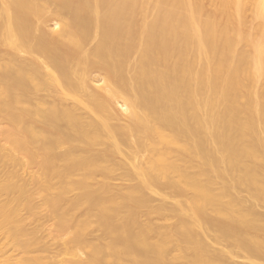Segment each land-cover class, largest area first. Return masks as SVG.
I'll use <instances>...</instances> for the list:
<instances>
[{
  "label": "bare ground",
  "instance_id": "1",
  "mask_svg": "<svg viewBox=\"0 0 264 264\" xmlns=\"http://www.w3.org/2000/svg\"><path fill=\"white\" fill-rule=\"evenodd\" d=\"M57 3L50 30L45 0H0V264H264V0ZM163 190L183 202L151 207Z\"/></svg>",
  "mask_w": 264,
  "mask_h": 264
},
{
  "label": "rangeland",
  "instance_id": "2",
  "mask_svg": "<svg viewBox=\"0 0 264 264\" xmlns=\"http://www.w3.org/2000/svg\"><path fill=\"white\" fill-rule=\"evenodd\" d=\"M45 2H46V6H47V13H46L43 21H44L45 25L51 30L56 24H58V18H59L58 3H57V0H45ZM153 16H154V10H151V12L149 14V17H148L149 20H151L153 18ZM258 23L259 22L256 21V20H253L251 18V16H248V19H247V22H246V27L250 31L253 32V31H255ZM38 34H39V32L35 31V35H38ZM94 44H95V41L92 40L89 43L88 47H91ZM0 51H1L2 55H9V56L12 55L8 50H6L4 48H1ZM101 74H102L101 71H98V70L94 71L93 70L92 73H91V79L98 80V79H100L102 77ZM66 104L70 105L71 102L68 101V102H66ZM123 122H124V118L123 119L119 118L118 123H123ZM5 126L6 125H5L4 121L0 118V132L5 128ZM38 126H40V125H38ZM1 143L4 144V142H2V139L0 140V144ZM19 158H20L21 162L16 166V172L21 178L28 179L32 174L35 173L36 168L35 167H29L28 163H27V159L25 157L19 156ZM115 178H117V179L116 180L114 179V180L110 181V186H111V192L112 193H119V192L121 193V192L127 191L130 187H132L135 184V181H124V180L119 179L118 177H115ZM234 192H235V194H234ZM234 192H233V194L236 195L237 198H239L241 200H244L247 205L251 204L250 196L245 191L239 190L238 193H237V190H234ZM160 193L162 194V197L158 196V195H156V194H154L152 192H149V191H145L144 192L145 196L150 201L149 205L151 207H164L167 211H170L178 203L183 202V199L173 196V194H171V192H169L168 190L160 191ZM73 196H74V193H69V194L66 195V197L68 199L72 198ZM35 202L37 204H41V200L39 198H37L35 200ZM256 209H257L258 212L260 211V213H264V207L262 205H258L256 207ZM146 211H147V208H145V207L140 209V213L141 214L145 213ZM38 213H39L40 221H39V225L36 226L37 227L36 229H37V232H38L37 233V237L41 241L40 246H44L49 251L46 255L51 257V256H53V254H55L54 252H56L55 250L57 248V240L55 239V235H56V221H55V219L52 218V216L50 215L48 209H46L45 207H41L39 209ZM153 219L156 220V218H153ZM175 221H176L175 219H172L169 222L160 223V224H162L164 226H170ZM34 225L35 224H32V226H30V228L32 229L34 227ZM205 236H204V240L207 241V243L211 246L212 249L214 248V250H224V251L228 250L229 253L231 251L235 252V253H233V255L231 257L236 256V254H238L237 251H239V250L227 247V246H231L229 243H227V246L226 245L224 246L225 243H223V242L222 243L221 242L217 243L216 241H214L212 236H208V235L206 237ZM100 237H101V234L95 228H92L89 231V233H88L86 238L88 240H96V239H100ZM63 238L67 242V241H69L72 238V235L71 234H67ZM226 247L229 248L230 250L227 249ZM225 249H227V250H225ZM233 249L236 250V251H234ZM85 254L86 253L79 252L78 256H79L80 259H84L86 257ZM239 254H240L239 256H241L242 253L240 252ZM239 256L232 258L231 262L234 263V261H235V263H237V264L247 263V261L244 260L245 258H243V255H242V258L239 257ZM64 258L65 259H69V260L70 259H76V258H72V256L70 254L64 255Z\"/></svg>",
  "mask_w": 264,
  "mask_h": 264
}]
</instances>
